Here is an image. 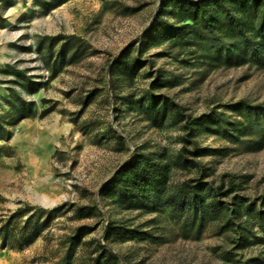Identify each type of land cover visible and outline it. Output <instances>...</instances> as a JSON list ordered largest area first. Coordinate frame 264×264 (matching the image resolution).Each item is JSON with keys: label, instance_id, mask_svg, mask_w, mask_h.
<instances>
[{"label": "rangeland", "instance_id": "obj_1", "mask_svg": "<svg viewBox=\"0 0 264 264\" xmlns=\"http://www.w3.org/2000/svg\"><path fill=\"white\" fill-rule=\"evenodd\" d=\"M179 1L0 0V264H264V140L236 110L264 114V63L169 36Z\"/></svg>", "mask_w": 264, "mask_h": 264}, {"label": "trees", "instance_id": "obj_2", "mask_svg": "<svg viewBox=\"0 0 264 264\" xmlns=\"http://www.w3.org/2000/svg\"><path fill=\"white\" fill-rule=\"evenodd\" d=\"M177 8L183 24L165 28L169 36L194 41L202 51L212 52L229 64L237 65L247 60L264 63V0H180ZM139 105L153 121L156 118L163 120L169 108L161 95L150 96L146 103ZM236 110L244 116L242 129L253 127L259 133L258 137L264 140V114L258 115L255 107L245 103L238 105ZM124 167L122 173L126 172L129 184L118 179L115 183L117 192L133 198L135 190L147 180V168L133 162ZM200 191V186L184 185L166 202L172 212H185L186 219L192 221V212L205 208ZM67 255L66 252L63 257L45 264H68ZM30 264H35V258Z\"/></svg>", "mask_w": 264, "mask_h": 264}, {"label": "bare ground", "instance_id": "obj_3", "mask_svg": "<svg viewBox=\"0 0 264 264\" xmlns=\"http://www.w3.org/2000/svg\"><path fill=\"white\" fill-rule=\"evenodd\" d=\"M43 199V198H42Z\"/></svg>", "mask_w": 264, "mask_h": 264}]
</instances>
